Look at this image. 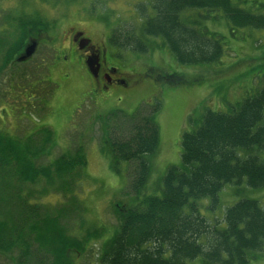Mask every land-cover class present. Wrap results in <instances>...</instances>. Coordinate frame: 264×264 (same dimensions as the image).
I'll use <instances>...</instances> for the list:
<instances>
[{
  "label": "rangeland",
  "instance_id": "rangeland-1",
  "mask_svg": "<svg viewBox=\"0 0 264 264\" xmlns=\"http://www.w3.org/2000/svg\"><path fill=\"white\" fill-rule=\"evenodd\" d=\"M248 1L241 7L256 10V5L264 2ZM143 6L145 15L141 16ZM187 13L192 18L202 12ZM153 15L150 0H0V37L8 39L13 33L10 24L16 25L13 19L19 16L40 17L46 28L39 31L38 39H30L25 45L36 42L30 58L9 65L0 74V134L29 145L30 154L25 153L28 156L24 159L31 158L34 167H52L50 163L63 155L74 156L78 148L85 160L83 167L74 170L78 175L63 178L75 179L67 187L62 185L64 190L58 188L59 179L49 185L43 176L35 182L6 177L7 184L0 189V219L9 220L11 226V218L19 222V214H26L33 205L41 215H57L59 208H66V216L60 221L64 232L83 246L79 253L68 251L69 264H98L103 241L119 225L114 208L122 210L137 201L130 187L137 167L123 164L122 175L111 171L108 153L101 147L100 116L117 109L131 114L140 104L160 102L156 115L159 142L148 158L150 169L144 191L138 196L141 199L159 195L167 168L181 166V135L197 126L207 109L228 112L230 105L264 87V29H231L221 12L205 21L208 29L224 40V53L216 64L182 65L159 37H142L148 45L147 53L108 44L112 28L120 24L128 28L130 24L137 30ZM75 31H82L92 44L106 49L105 65L122 73L125 86H94L83 53L70 41ZM165 74L179 76L180 81L169 83L162 78ZM25 93L26 98L31 95L28 101ZM114 120L111 124L116 123ZM44 128L51 133L48 144L42 140ZM35 149L38 152L32 155ZM258 157L264 161V150ZM17 197L28 206L20 208L14 201ZM241 198L255 199L264 208V187L252 189L245 182L239 187L226 184L214 208L207 198L196 203L208 224L223 227L225 210ZM24 232V239L30 241L31 234ZM92 232L97 235L88 239L87 233ZM22 250L21 246L8 251L0 248V264H18ZM186 264H203L202 256ZM247 264H264V251L249 255Z\"/></svg>",
  "mask_w": 264,
  "mask_h": 264
},
{
  "label": "trees",
  "instance_id": "trees-1",
  "mask_svg": "<svg viewBox=\"0 0 264 264\" xmlns=\"http://www.w3.org/2000/svg\"><path fill=\"white\" fill-rule=\"evenodd\" d=\"M150 4L154 15L145 18L140 29L120 24L111 29L108 44L147 53L142 37H159L182 65L216 64L224 53V40L205 25L214 14L221 12L231 29H264V2L256 5V10L241 7L248 5V0H150ZM144 8H140L141 16L145 15ZM187 11L202 13L191 18ZM13 21V33L8 39L0 37V74L9 65L22 62L19 57L25 45L46 30L40 17L19 16ZM162 78L172 84L180 81L176 75ZM159 109L157 101L149 106L140 104L131 114L117 109L100 116L101 147L108 153L111 171L122 175L123 164L137 167L130 181L137 201L122 210L114 208L119 225L103 241L98 264H186L198 256H202L203 264H247L249 255L264 251V208L255 199L241 198L225 210L222 227L208 224L196 202L207 198L214 208L226 184L239 187L245 182L252 189L264 187V161L258 157L264 150V87L230 105L228 112L207 109L197 126L182 133L181 166L167 168L160 194L139 199L150 169L148 158L158 147ZM113 118L115 124H111ZM42 132V140L48 144L51 133L45 128ZM32 151V155L38 152ZM25 153L30 154L29 145L0 134V189L6 186V177L35 182L43 176L49 185L59 179L58 188L64 190L63 186L75 179L63 178L78 175L74 170L85 163L81 148L74 156L63 155L50 163L52 167H34L31 158L24 159L28 156ZM14 201L20 208L28 206L20 197ZM30 208L26 214H19V222L11 218V226L9 220L0 219V248L8 251L21 246L18 264H69L68 251L79 253L83 246L64 232L60 221L66 216V208H59L57 215H41L34 205ZM25 230L31 234L30 241L23 237ZM87 235L89 239L97 233Z\"/></svg>",
  "mask_w": 264,
  "mask_h": 264
},
{
  "label": "flooded vegetation",
  "instance_id": "flooded-vegetation-1",
  "mask_svg": "<svg viewBox=\"0 0 264 264\" xmlns=\"http://www.w3.org/2000/svg\"><path fill=\"white\" fill-rule=\"evenodd\" d=\"M81 32L82 35L80 37H75V33H72L71 35V42H75L77 43V45H79L80 41H82L84 38H87L82 31H77ZM69 43V41H68ZM79 48V47H78ZM81 52L83 53L84 56V62L86 65V60L88 56L97 55V66L93 67V72H90L88 70L87 65L86 70L89 74L90 79L92 80L94 86L97 89H108L111 88L114 84L116 85H126V81L125 78H123L121 76L122 73H120L119 71H117V69L112 68V67H108L105 65V58L104 55L106 53V49L103 46H97L92 44L91 42H89L87 45H85L83 48L80 49Z\"/></svg>",
  "mask_w": 264,
  "mask_h": 264
},
{
  "label": "water",
  "instance_id": "water-1",
  "mask_svg": "<svg viewBox=\"0 0 264 264\" xmlns=\"http://www.w3.org/2000/svg\"><path fill=\"white\" fill-rule=\"evenodd\" d=\"M81 35H82V33L78 32V33H76L75 37H80ZM89 42H90V39L84 38L82 41H80V43L78 45L79 49L83 48ZM35 47H36V42L35 41H31L24 48V51H23L22 55L19 57V60L23 61L24 59L30 57L33 54V52H34ZM97 62H98V59H97V55L96 54L87 57L86 65H87L88 70L90 72H93V67L97 66Z\"/></svg>",
  "mask_w": 264,
  "mask_h": 264
}]
</instances>
